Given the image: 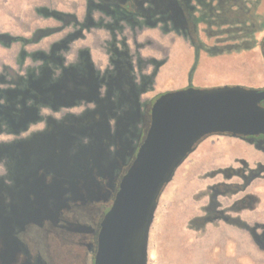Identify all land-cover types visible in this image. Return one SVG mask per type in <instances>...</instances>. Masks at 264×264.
I'll list each match as a JSON object with an SVG mask.
<instances>
[{
	"label": "rangeland",
	"instance_id": "rangeland-1",
	"mask_svg": "<svg viewBox=\"0 0 264 264\" xmlns=\"http://www.w3.org/2000/svg\"><path fill=\"white\" fill-rule=\"evenodd\" d=\"M71 3L74 7V1L67 0H0V73L4 72L3 65L13 69L19 76L26 75L22 70L26 67L39 69L41 64L40 61L35 60L37 57L34 51L48 52L51 48L49 43L51 39L55 38V42L62 36L55 29L59 25L56 23L54 13L63 9L70 10ZM240 3L238 0H230L228 5H231L234 13L233 18L236 23H234V34L237 35V39L239 37L243 39L234 40L233 33L222 31L227 26L216 27L198 22L195 37L207 49L197 43L194 45L190 38L183 37L187 42L174 41L168 58L169 38L174 40L177 36L182 37L180 34L171 32L164 35L159 30H143L136 32L135 36L127 29L126 35L129 40L118 42L108 31L94 29L87 37V40L92 36L96 37L91 47V42L86 39L75 43L76 48L84 44L90 49L81 54L80 51H75L73 45L69 53L62 55L65 66L75 68L71 70L73 72L82 73L77 66L87 64L88 71L86 70L84 79L88 83V88L81 87L77 94L73 90L74 85L68 83L66 78L62 83L57 84H62L70 91L69 93L74 92V96L78 95L84 99L96 94L102 96L107 88H110V92L131 88L137 93V102L141 108H148L153 103L159 95L154 91L162 88V85L177 87L178 84L187 82V86L209 88L205 84L208 82L212 83L211 87L239 85L262 88L264 69L260 42L264 36V0H248L246 4ZM84 5V0H76L75 11L79 19L83 16ZM55 6L59 9L54 8ZM191 6L194 7L196 14L203 12L202 6L196 0H191ZM240 10H242L241 14ZM238 14L243 15L240 18ZM97 15L99 14L95 12L94 16ZM102 19L110 22V17L107 15ZM144 32L147 33L146 38L140 42L138 36L143 37ZM103 33L107 36L106 40L100 39ZM152 34L168 38L167 43L158 45V50L163 56L165 55L163 59H159L163 57L161 52L150 49L146 53L147 57L149 56L146 61L142 62L140 59L139 64L135 61L138 69L133 65L131 58L125 61L127 75L124 78L113 80L116 77L114 70L113 73L110 72L111 78L106 76L107 68L111 70V67L107 66L110 64L108 47L111 43L119 44L118 48L116 46L119 50L124 47L127 50L128 47L135 56H139L141 48L156 46L155 42L151 41ZM128 56L130 57L129 52ZM166 59L167 62L160 67L158 77L154 79L158 61ZM19 61H24L23 67L19 66ZM122 68L124 70V67ZM65 75H67L66 71L62 72L57 65L54 69L42 66L30 85L33 82L40 83L42 84L40 88L51 90L50 87L57 85L56 80ZM193 82H197L198 85L194 86ZM35 84L30 86V92L37 91ZM17 86L22 88L24 84H12L13 89H17ZM1 88H5L4 83L0 84ZM23 90L26 91L25 88ZM124 93H121V97L125 99ZM115 98L114 94L113 99ZM72 105L68 110H61L60 116L78 117L82 103L74 102ZM117 105L116 98L115 106ZM125 107V103H121L120 109ZM4 108L5 104L0 102V113L4 112ZM36 111L39 119L36 118L35 123L31 122L34 124L29 128L27 123L26 127L19 130L14 119L4 113L0 114L1 204L9 200L6 194H11L7 191L13 190L12 179L9 178L11 171L8 168L10 157L13 155L11 151L18 148L13 143L24 137L27 138L33 131H40L45 122L40 116L45 114L47 117L46 113L50 114V111L44 109H41L40 113L39 108H36ZM51 115L58 117L55 112H51L49 116ZM110 126L113 130L112 122ZM141 129H143L142 122H139L138 125L130 127V132L137 135ZM96 130L83 129L66 138V142L63 143V147L67 150L66 156L76 154L80 159L82 154L95 155L92 134ZM130 132L124 134L123 140L132 143L135 137L132 138ZM262 179H264V149L258 148L256 141L217 133L202 137L175 169L172 178L163 186L159 194L148 231L146 264H264V224L259 220L264 217V211L255 209L259 205L261 194H257L254 187L255 183ZM219 184L224 187H221L220 192L217 193L215 189ZM16 190L13 192L16 193ZM15 195L18 196L17 193ZM3 208L5 211L0 210V213L6 214L7 207L3 206ZM93 209L94 207H90L87 211H75L72 213L73 217L67 218L77 223L91 224L98 213ZM55 230L44 232L34 226L30 228L28 236L32 241L31 248L36 245L41 250L48 251V246L54 247L66 264H93L92 254L87 248L78 244L81 240L79 235L76 233L66 235Z\"/></svg>",
	"mask_w": 264,
	"mask_h": 264
},
{
	"label": "flooded vegetation",
	"instance_id": "flooded-vegetation-1",
	"mask_svg": "<svg viewBox=\"0 0 264 264\" xmlns=\"http://www.w3.org/2000/svg\"><path fill=\"white\" fill-rule=\"evenodd\" d=\"M84 1V13L80 19L75 11V3L74 7L71 3L70 10L63 9L54 13L59 25L55 29L62 36L55 42V38L51 39L48 52L34 51L37 57L35 60L41 64L39 69L26 67L22 69L26 75L19 76L8 66H2L4 72L0 73V84L4 83L5 88L0 89L4 90L0 92V102L5 104L4 115L14 119L15 125H18V129L15 127L14 130L26 127L27 123L28 128L34 124V120L39 119L36 108H39V113L44 109L50 111V114L57 113L58 117L49 116L48 113L46 117L43 114L40 117L45 122L40 131H33L27 138L13 143L18 147L11 151L13 155L8 163L13 190H5L11 195L6 194L9 200L4 204L0 203V210H4L3 206L8 210L6 214L0 213V264H66L53 246H48V251L41 250L36 245L31 248L32 241L28 232L33 226L44 232L56 229L66 235L76 233L81 238L78 244L87 248L94 257L100 221L114 198L120 179L133 160L144 133L148 108H141L137 102V93L131 88L115 92H110V88H107L102 96L96 94L85 99L74 96V92L79 94L81 87L88 88L84 79L88 67L87 64L77 66L82 73L71 71L75 68L65 66L63 53H69L76 41L87 40L94 29L108 31L118 42L129 40L127 29L135 36L136 32L143 30H159L164 35L173 32L192 38L197 33L198 25L193 18L200 14L202 18L204 16L202 12L196 14L191 0ZM218 1L225 3L227 0ZM238 2L246 4L248 0ZM95 12L99 15L94 16ZM105 15L110 17V22L102 19ZM120 33L124 36L123 39ZM114 44L111 43L108 47L110 64L107 66L111 70H106V76L110 78L113 70L115 71L116 77L113 80L127 75L125 61L130 58L128 47L127 50L125 47L119 50V44ZM88 49L90 48L84 44L79 48L75 46V51H80L81 54ZM23 62L19 61V66L23 67ZM56 65L62 72L65 70L67 75L59 77L55 83H62L66 78L68 83L74 85V92L69 93L62 84L46 90L44 87L40 88L42 84L34 82L31 85L35 84L37 91L30 92V82L36 79L42 66L54 69ZM13 83H22L24 86L13 89ZM121 93H124L125 99L121 97ZM74 102L82 103L80 115L74 118L61 117V110L72 108ZM121 103H125V109H120ZM111 122L113 130L109 127ZM139 122H142L143 129L135 135L130 132V127ZM83 129H97L92 134L96 154H82L80 159L76 154L66 156L67 150L63 147L66 138ZM128 132L132 138L135 137L134 143L123 140L124 134ZM254 141L264 149V136L258 135ZM221 187L224 185L219 184L215 192H220ZM15 190L17 197L13 192ZM90 207L98 212L91 224L68 220V216L73 217V212L87 211Z\"/></svg>",
	"mask_w": 264,
	"mask_h": 264
},
{
	"label": "water",
	"instance_id": "water-1",
	"mask_svg": "<svg viewBox=\"0 0 264 264\" xmlns=\"http://www.w3.org/2000/svg\"><path fill=\"white\" fill-rule=\"evenodd\" d=\"M263 69H264V53ZM264 87L187 86L158 95L149 126L97 234L93 264H146L149 226L163 186L205 135L264 134Z\"/></svg>",
	"mask_w": 264,
	"mask_h": 264
},
{
	"label": "trees",
	"instance_id": "trees-1",
	"mask_svg": "<svg viewBox=\"0 0 264 264\" xmlns=\"http://www.w3.org/2000/svg\"><path fill=\"white\" fill-rule=\"evenodd\" d=\"M196 1H197V3L200 6H202V10H203L202 16L203 15L204 16H203V18L201 17V14L198 17L195 16L193 18L194 23L205 22L209 26H216V27H218V26L219 27L220 26H227V28L225 30H222V31H224V32H228L229 31V32H231V33L234 34V30H235V27H234V23L235 22H234V18H233V14L234 13H233V10L231 8V5H228V3L230 2V0H227L225 3H223V2L219 3L218 0H213V2L211 0L210 1L196 0ZM239 13L241 14V12H239ZM240 14H238V16L241 18L243 14L241 16H240ZM190 39L194 43V45H195V43H197V44L201 45V47H204V45L202 46V43L198 39H196L195 36H193ZM233 39L234 40L237 39V35L236 34H234ZM238 39H243V38L239 37ZM260 47H261L260 48L261 49V53L263 54L264 53V36H263V38H262V40L260 42ZM204 49H207V48L204 47ZM261 104L264 105V102H262ZM150 107H151V105H149V107H148V111H147V114L148 115H147L146 125H145V128H144V133H143V137L141 139V142H142V140L144 138V135H145V132H146L148 126H149V121H150ZM261 136H264V135L263 134L262 135H259V137H261ZM255 137L256 136H254V137H248V139L249 140H254ZM258 148H261L262 149V147L260 146V144H258ZM134 157H135V155H134ZM134 157H133V159H134ZM110 203H112V202H110ZM110 205H109V207H110ZM109 207H108V209H109Z\"/></svg>",
	"mask_w": 264,
	"mask_h": 264
},
{
	"label": "crops",
	"instance_id": "crops-1",
	"mask_svg": "<svg viewBox=\"0 0 264 264\" xmlns=\"http://www.w3.org/2000/svg\"><path fill=\"white\" fill-rule=\"evenodd\" d=\"M68 2H72V1H74V3H76V0H67ZM71 5V4H70ZM67 7H69L68 5H67ZM54 8H58V6H55ZM59 9V8H58ZM127 34V33H126ZM146 35H147V33H145L144 32V35H143V37L141 36V35H139L138 36V40L140 41V42H142V40L144 39V38H146ZM151 35V34H150ZM152 37L154 38H151V41L152 42H155V44H156V46L155 47H150V48H148V49H144V48H141L140 49V51H139V56H135L134 55V52L132 51V50H129V55H130V58L132 59V61H133V65L135 66V68L136 69H138L137 67H136V64H135V61H136V63L137 64H139V63H141V62H139V60L141 59L142 60V62L143 61H146L148 58H149V56L147 57V54L146 53H148V51H150V49H154L156 52H161V51H159L158 50V45L160 46V45H162V44H164V43H167L166 41H168V38H166L165 36H162V35H153L152 34ZM96 38V37H95ZM95 38L92 36V37H90V39L88 38V40L87 41H90L91 42V46L93 45V43H94V41L93 40H95ZM100 39H104V40H106L107 39V36H106V34H102L101 36H100ZM169 40H170V43L168 44L169 45V49H168V54H167V58H168V55H169V52H170V49H171V44L174 42V41H177V40H181V41H183V40H185L186 41V39H184L183 37H180V36H177L174 40H172L171 38H169ZM187 42V41H186ZM162 53V52H161ZM260 55H261V53H260ZM158 56V55H157ZM162 56H163V53H162ZM165 57V55L162 57V58H159L160 60L161 59H163ZM261 57H262V55H261ZM159 63H158V65H157V68H156V70H155V75H154V79L156 78V77H158V72H160V67H162V65H164L166 62H167V59L165 60V61H158ZM7 64H12V63H7ZM147 74H148V72H147ZM260 81H261V79H260ZM194 83V86H197L198 85V83L197 82H193ZM187 82H183V83H181V84H178L179 86H172V85H167V86H165V85H162L163 87L162 88H160V89H158V90H156L155 89V91H154V93L155 94H161V92L162 91H166V90H177V89H182V88H184V87H186L187 86ZM205 84H206V86H209V87H211L212 85V83H208V82H205ZM213 85H215V84H213ZM254 187H255V191L257 192V194L259 193V194H261V197H260V202H259V205L258 206H256L255 207V209H256V211H261V210H263L264 211V179H262V180H258L256 183H255V185H254ZM259 220H261V222H262V224H264V217H262V218H260Z\"/></svg>",
	"mask_w": 264,
	"mask_h": 264
}]
</instances>
